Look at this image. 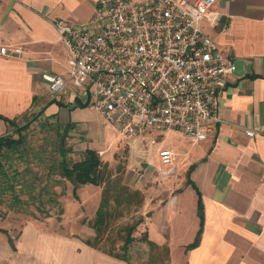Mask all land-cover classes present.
Segmentation results:
<instances>
[{"label": "crops", "instance_id": "1", "mask_svg": "<svg viewBox=\"0 0 264 264\" xmlns=\"http://www.w3.org/2000/svg\"><path fill=\"white\" fill-rule=\"evenodd\" d=\"M96 1L0 0V44L22 48L18 56L0 54V136L11 128L5 118L15 120L34 106V113L43 109L72 123L83 119L71 117L76 108L94 113L92 96L83 90L42 103L49 93L42 73L66 72L67 52L53 20L91 28ZM211 10L217 20L204 21V32L240 63L222 93L223 121L198 142L178 130H150L163 133L151 161L160 163L158 150L171 147L180 153L182 172L145 202L144 232L167 248L169 264H264V0H218ZM172 134L179 138L171 141ZM200 223L198 243L187 247ZM86 239L70 236L68 228L49 233L30 222L13 247L7 241L0 249V264H136Z\"/></svg>", "mask_w": 264, "mask_h": 264}, {"label": "built area", "instance_id": "2", "mask_svg": "<svg viewBox=\"0 0 264 264\" xmlns=\"http://www.w3.org/2000/svg\"><path fill=\"white\" fill-rule=\"evenodd\" d=\"M217 1L97 0L91 28L53 20L67 59L66 72L42 73L50 95L90 94L92 108L125 138L161 129L205 139L223 121L222 93L236 68L203 30L204 21L217 20ZM0 54L22 48L0 44ZM177 154L158 150L169 167Z\"/></svg>", "mask_w": 264, "mask_h": 264}, {"label": "rangeland", "instance_id": "3", "mask_svg": "<svg viewBox=\"0 0 264 264\" xmlns=\"http://www.w3.org/2000/svg\"><path fill=\"white\" fill-rule=\"evenodd\" d=\"M239 64L235 62L236 68ZM58 97L47 93L42 103ZM89 107L94 113L86 108H76L70 112L72 118L83 119L75 121L68 130L66 146L71 149L68 157L72 161L81 158L87 147L98 151L104 168V183H108L111 194L118 195L120 202L116 204L110 200L113 216L103 241L96 247L124 255L128 261L136 264H169L164 250L151 248L138 238L145 233V202L154 201L162 190L171 187L170 182L175 181V177L181 176L182 171L177 166L180 153L172 167L158 163L157 159L151 161V155L157 152V142L163 133L154 135L147 131L138 137L125 138L100 117L91 105ZM38 110V106H34L15 118L18 125L31 121L22 132L25 141L18 150L5 151L2 158L0 229L7 232L12 247L22 229L30 222L49 233H59L68 228L70 236L93 238L94 230L90 223L94 219L104 186L86 184L77 188V196L72 194V184L60 177L56 170L59 160L58 135L63 132L67 121L56 113L46 111L32 120L34 112ZM4 135L17 136L11 128ZM177 138L178 134L170 136L171 141ZM150 165L157 169L145 171ZM67 222L69 225L65 226ZM131 226H134V240L123 253V238ZM6 237L0 231V249L8 245ZM173 255L175 259L178 256L176 252Z\"/></svg>", "mask_w": 264, "mask_h": 264}, {"label": "trees", "instance_id": "4", "mask_svg": "<svg viewBox=\"0 0 264 264\" xmlns=\"http://www.w3.org/2000/svg\"><path fill=\"white\" fill-rule=\"evenodd\" d=\"M54 101V99H50L49 102ZM81 105L88 104V101L83 103H77ZM43 112V109H41L38 113H34L32 120H35L39 115H41ZM8 122L9 126H11L12 130L17 134L16 137L10 136V135H3L0 136V170L2 169V158L5 155V151L8 150H18L21 148L25 141V135L22 133L25 131L30 122L28 121L24 123L23 125H18L17 122L14 119L5 118ZM73 125L72 122L68 121L65 125V128L62 133L58 135V145H57V152L59 155V160L57 162V172L60 177L67 180L72 184V194L74 196H77L76 190L78 187L86 184L99 186L104 185L101 191V197L98 204V207L95 211L94 219L91 221V227L94 230V237L93 238H87L85 240V243L88 245L101 249L103 251V248L96 247L97 244L101 243L104 238V234L107 231V227L109 224L110 218L113 216V210L110 209V200H114L116 204H119V197L118 195L114 196L111 194L110 187L108 183L105 182V176H104V168L103 163L101 160V157L93 148L87 147L83 150L82 157L77 160H70L68 157V152H70V148L66 146V136L68 133L69 128ZM198 213L200 214V217L202 216V206L200 202H198ZM134 229V226L128 227L125 237L123 238V243L121 245V250H123V253H125L128 250V245L134 240V236L132 235V230ZM1 232L6 234L7 241L9 244L11 243V238L7 234V232L4 229H0ZM201 231V223L200 228L198 230L197 236L194 239V241L189 244L187 247H193L198 243L199 235ZM138 240L145 242L148 244L149 247L157 249V250H164L166 257L168 254L167 248L164 246H158L154 242L148 239L146 233H143ZM108 252V251H106ZM109 254L119 257L126 260V257L124 255H119L117 253L108 252ZM168 259V258H167Z\"/></svg>", "mask_w": 264, "mask_h": 264}]
</instances>
